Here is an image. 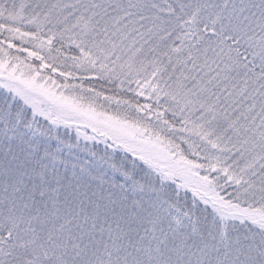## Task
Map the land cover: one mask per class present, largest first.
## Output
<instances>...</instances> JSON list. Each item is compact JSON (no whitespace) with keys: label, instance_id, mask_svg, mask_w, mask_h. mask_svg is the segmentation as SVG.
<instances>
[{"label":"snow or ice","instance_id":"1","mask_svg":"<svg viewBox=\"0 0 264 264\" xmlns=\"http://www.w3.org/2000/svg\"><path fill=\"white\" fill-rule=\"evenodd\" d=\"M0 264H264V0H0Z\"/></svg>","mask_w":264,"mask_h":264}]
</instances>
